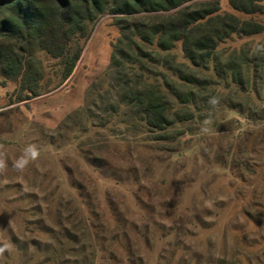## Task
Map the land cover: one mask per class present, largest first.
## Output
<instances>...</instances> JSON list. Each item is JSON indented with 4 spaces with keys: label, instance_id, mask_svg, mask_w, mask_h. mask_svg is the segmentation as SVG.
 Listing matches in <instances>:
<instances>
[{
    "label": "rangeland",
    "instance_id": "374dc122",
    "mask_svg": "<svg viewBox=\"0 0 264 264\" xmlns=\"http://www.w3.org/2000/svg\"><path fill=\"white\" fill-rule=\"evenodd\" d=\"M114 20L90 27L64 81L59 60L37 54L38 95L0 77V264H264V85L247 104L210 62L189 132L153 149L131 118L110 121L99 97L120 36ZM175 46L169 53L183 62ZM262 52L264 32L233 35L215 54L251 82L244 58Z\"/></svg>",
    "mask_w": 264,
    "mask_h": 264
},
{
    "label": "trees",
    "instance_id": "16d2710c",
    "mask_svg": "<svg viewBox=\"0 0 264 264\" xmlns=\"http://www.w3.org/2000/svg\"><path fill=\"white\" fill-rule=\"evenodd\" d=\"M189 1L0 0V77L20 80V90L38 95L43 74L37 54L45 53L59 60L60 76L63 81L68 79L82 55L81 41L88 38L90 27L110 15L120 36L113 45L108 89L99 95L108 100L109 120L127 124L131 118L136 132L152 136L146 141L155 143L153 149L179 143L194 119L192 109L207 90L200 75L210 62L215 74L233 83L247 104L264 85V52L261 58H244L243 65L254 70L251 82L249 77L244 79L239 63L230 61L221 68L215 54L233 35L262 34L264 24L221 12L219 0L184 6ZM228 2L239 13L264 15L263 0ZM138 15H145V21L133 19ZM177 43L181 44L183 62L169 53ZM153 54L159 59L154 60ZM152 65L165 73L153 75ZM133 67H138L140 74L133 73ZM260 119L264 120V108Z\"/></svg>",
    "mask_w": 264,
    "mask_h": 264
}]
</instances>
